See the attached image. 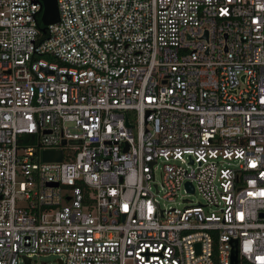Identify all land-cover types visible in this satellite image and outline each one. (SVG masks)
Wrapping results in <instances>:
<instances>
[{
	"label": "built area",
	"instance_id": "built-area-1",
	"mask_svg": "<svg viewBox=\"0 0 264 264\" xmlns=\"http://www.w3.org/2000/svg\"><path fill=\"white\" fill-rule=\"evenodd\" d=\"M57 4L0 0V264H264V0Z\"/></svg>",
	"mask_w": 264,
	"mask_h": 264
},
{
	"label": "water",
	"instance_id": "water-1",
	"mask_svg": "<svg viewBox=\"0 0 264 264\" xmlns=\"http://www.w3.org/2000/svg\"><path fill=\"white\" fill-rule=\"evenodd\" d=\"M41 1L43 2V6H44L41 17L42 23L47 27L50 24L58 22L60 20V13H59L57 0H41ZM43 159L45 161L62 160V150H44ZM26 263L31 264V259L26 258ZM232 264H238V255L236 251H234V254L232 256Z\"/></svg>",
	"mask_w": 264,
	"mask_h": 264
},
{
	"label": "rangeland",
	"instance_id": "rangeland-1",
	"mask_svg": "<svg viewBox=\"0 0 264 264\" xmlns=\"http://www.w3.org/2000/svg\"><path fill=\"white\" fill-rule=\"evenodd\" d=\"M181 196H185L184 191L181 192L180 197L177 199V201L180 202V204L177 203L176 205L184 206L185 203H183ZM190 198L196 202L202 201L201 197L198 194H194ZM161 202H162V204L166 203V205H168V202H165L163 199L161 200ZM59 258L60 257L58 255H55V254L41 255L39 258L36 257L34 259L33 264H59ZM22 264H25V263H22Z\"/></svg>",
	"mask_w": 264,
	"mask_h": 264
},
{
	"label": "trees",
	"instance_id": "trees-1",
	"mask_svg": "<svg viewBox=\"0 0 264 264\" xmlns=\"http://www.w3.org/2000/svg\"><path fill=\"white\" fill-rule=\"evenodd\" d=\"M39 29H40V40H44L45 38L48 37V28L42 23L41 18L39 19Z\"/></svg>",
	"mask_w": 264,
	"mask_h": 264
}]
</instances>
